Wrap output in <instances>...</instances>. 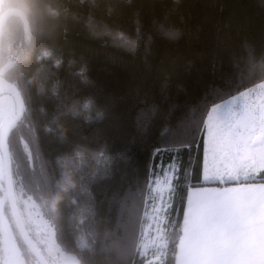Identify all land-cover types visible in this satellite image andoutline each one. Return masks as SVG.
I'll return each instance as SVG.
<instances>
[{"label":"trees","instance_id":"16d2710c","mask_svg":"<svg viewBox=\"0 0 264 264\" xmlns=\"http://www.w3.org/2000/svg\"><path fill=\"white\" fill-rule=\"evenodd\" d=\"M3 6L12 12L1 41L5 78L24 104L7 140L16 191L78 264H144L136 246L148 185L154 165L158 175L168 168L175 123L192 106L199 120L225 99L213 88L232 95L264 80V0ZM179 155L199 176L200 160ZM174 221L172 209L163 213L173 242Z\"/></svg>","mask_w":264,"mask_h":264},{"label":"snow or ice","instance_id":"6c2138e0","mask_svg":"<svg viewBox=\"0 0 264 264\" xmlns=\"http://www.w3.org/2000/svg\"><path fill=\"white\" fill-rule=\"evenodd\" d=\"M210 92L225 99L199 120L198 105L190 107L167 140L173 155L162 177L153 166L150 183L163 211L175 213L177 233L156 264L169 256L171 264H264V83ZM181 152L200 160L199 176L183 168Z\"/></svg>","mask_w":264,"mask_h":264},{"label":"flooded vegetation","instance_id":"af4514ba","mask_svg":"<svg viewBox=\"0 0 264 264\" xmlns=\"http://www.w3.org/2000/svg\"><path fill=\"white\" fill-rule=\"evenodd\" d=\"M12 14V12L10 10H6V8L3 6V0L0 1V79H4L7 80L5 78V72L7 67L9 66L8 62L9 60V56L4 52V46H5V42H1L2 41V37H3V30H4V25L6 22V18L9 17ZM8 82H10L9 80H7ZM6 95V94H3ZM2 96V95H0ZM13 104V111L12 113H7V115L2 114V111L0 110V115H2V119L0 121V125L2 123V120L4 117L6 116H12L14 114V103L12 98L7 95ZM20 120L18 121V123L16 124V126L12 129V131L10 132L8 139L10 138L11 134L17 129L18 124H19ZM0 163H1V156H0ZM0 174H1V178H0V197L2 199H0V217L2 218L0 223H3L4 225L7 224L10 234L12 235V239L14 244L17 245L18 247V254L20 255L18 258V264H39L38 261V256L32 254L29 249L25 246V244L23 243L21 237L19 236L17 229L15 227V224L13 222L12 216L10 214L9 211V207H8V203L6 200V187H5V182H4V177H3V170H2V164H0ZM11 180H12V173H11ZM12 185H13V191H14V195H15V199L17 202V206L21 215V219L24 225V228L28 234V236L30 237V239L32 240V242L34 243V245L36 246V248L38 249L39 253L43 256L44 260L48 263V264H66L69 262V258L70 256L67 254V252H65L62 249H59V247L57 246V244L54 243L53 240V235L51 230L47 227L46 222L44 221V232H40L38 230V227L36 225L35 222H29V224L24 221L23 216H22V211H21V204L18 202L17 200V196H18V192L16 191V187L15 184L13 183L12 180ZM26 199V198H25ZM23 207V206H22ZM6 222V223H5ZM33 225V226H32ZM1 228L4 229V226H1L0 224V264H12L11 260L8 259V256H5V238L3 236V233L1 232ZM49 229V230H48ZM50 239V240H49ZM62 256L61 260L60 257ZM8 259V261H7Z\"/></svg>","mask_w":264,"mask_h":264},{"label":"rangeland","instance_id":"374dc122","mask_svg":"<svg viewBox=\"0 0 264 264\" xmlns=\"http://www.w3.org/2000/svg\"><path fill=\"white\" fill-rule=\"evenodd\" d=\"M260 83H264V80L256 84H260ZM0 110L2 111V114L4 115H7V113H12L13 111L12 101L7 95L0 96ZM1 119H2V115H0V121ZM0 171H1V168H0ZM163 174L164 172L160 176L162 177ZM151 177H150V180H151ZM0 178H1V174H0ZM25 197L26 196H21L20 193H18L17 200L21 204V208H22L21 211H22V216H23L24 221H26L28 224L29 222L30 224L31 222H35L38 227V230L40 232L42 231L44 232L45 228L43 226H44L45 220L38 213L39 211L34 201L28 197L25 199ZM166 197H167V193H165V198ZM147 198H148V201H147L148 205H146V207L148 206V211L145 210L144 212V216L146 217V223L142 230V234L140 235L138 246L136 247L138 250V254L142 256V258L144 259V264H147V261H153V264H156V261L153 260V258L158 256L163 250L164 245L166 243L165 234L167 230L162 225L164 211H163V205L160 203L161 195L158 192L153 191V185L150 183V181L148 185ZM0 199L2 198L0 197ZM158 208L160 209L159 211H157ZM1 219L2 218L0 217V221ZM0 224L1 226H4V229L1 228V232L3 233V236L5 238L4 239L5 240V246H4L5 256L6 255L8 256V259L11 260L12 264H18V258L20 256L17 251L18 247L13 242V239H12L13 237L10 234L7 224L5 225L3 223H0Z\"/></svg>","mask_w":264,"mask_h":264},{"label":"water","instance_id":"95a60500","mask_svg":"<svg viewBox=\"0 0 264 264\" xmlns=\"http://www.w3.org/2000/svg\"><path fill=\"white\" fill-rule=\"evenodd\" d=\"M3 94L9 95L12 98L15 107L14 114L12 116L8 115L4 117L0 125V156H1L3 177L6 187V200L8 203L9 211L12 216L13 222L23 243L32 254L38 256L39 264H48L44 260L43 256L39 253L38 249L30 239L24 228L21 215L17 206V202L15 199L12 180H11V161H10L7 139L10 132L16 126V124L23 115L24 104L21 98V94L17 89V87L13 83L8 82L7 80L0 79V95ZM21 146H22V150L28 156H30V151L26 143L22 142ZM69 256H70L69 262L66 264H78V259L75 256L73 257L71 255ZM61 258L62 256L60 257V260Z\"/></svg>","mask_w":264,"mask_h":264},{"label":"clouds","instance_id":"9594fccd","mask_svg":"<svg viewBox=\"0 0 264 264\" xmlns=\"http://www.w3.org/2000/svg\"><path fill=\"white\" fill-rule=\"evenodd\" d=\"M173 36L178 35V33H172Z\"/></svg>","mask_w":264,"mask_h":264},{"label":"bare ground","instance_id":"6f19581e","mask_svg":"<svg viewBox=\"0 0 264 264\" xmlns=\"http://www.w3.org/2000/svg\"><path fill=\"white\" fill-rule=\"evenodd\" d=\"M73 257V256H72Z\"/></svg>","mask_w":264,"mask_h":264}]
</instances>
